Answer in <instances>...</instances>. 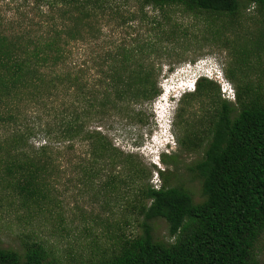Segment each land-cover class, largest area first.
I'll return each instance as SVG.
<instances>
[{"label": "rangeland", "instance_id": "374dc122", "mask_svg": "<svg viewBox=\"0 0 264 264\" xmlns=\"http://www.w3.org/2000/svg\"><path fill=\"white\" fill-rule=\"evenodd\" d=\"M72 1L0 0V35L34 43L51 37L55 30L73 27L78 32L67 45L72 54L66 64L83 72L82 93L86 94L103 91L102 82L112 62L105 59L108 54L134 49L139 51L136 62L153 72L158 95L151 102L124 107L126 111H110L101 121L85 118L87 128L100 129L113 147L134 156L143 179L136 178L121 161L114 168L107 162L93 163L86 141L56 139L49 197L41 207L26 211L14 201L0 203V247L23 254L26 243L38 242L58 264L109 258L125 236L141 234L144 217L134 199L145 186L162 185L164 177L159 171L169 176V186L189 191L195 203L204 200L202 181L192 168L204 156L210 130L207 115L212 108L208 101L182 103L194 91L185 89L191 80L208 75L220 85L223 97L234 103L238 83L229 78L233 71L239 83L250 82L264 93V16L253 5L244 4L231 21L224 16L190 14L174 6L143 7L139 0H75L80 4L90 1L87 19L78 23L65 14ZM78 93L75 88L56 91L42 105L40 122L59 130L66 108L87 112L85 99L80 96L83 100H78ZM161 116L165 120L170 116L168 126L162 125ZM33 121L29 116L28 124ZM187 137L196 144L204 139L201 146L188 149L183 143ZM44 140L47 134L41 131L32 138L35 146ZM165 146L174 149L165 153L173 156L168 164L160 160ZM150 224L157 241L174 242L164 219ZM254 253L264 264V233Z\"/></svg>", "mask_w": 264, "mask_h": 264}, {"label": "trees", "instance_id": "16d2710c", "mask_svg": "<svg viewBox=\"0 0 264 264\" xmlns=\"http://www.w3.org/2000/svg\"><path fill=\"white\" fill-rule=\"evenodd\" d=\"M139 1L143 7L174 6L190 14L224 16L231 21L247 3L264 16V0ZM75 2L65 14L83 23L90 1ZM77 32L64 27L34 43L0 35V203L14 201L26 211L41 207L49 197L56 139L86 141L93 163L107 162L114 168L121 161L136 178L144 177L134 156L113 147L100 129L87 128L85 118L101 121L110 111L151 102L158 95L153 72L136 62L139 51L120 49L105 58L112 62L102 82L103 91L82 93L83 72L66 64L72 54L67 45L76 39ZM229 78L238 83L234 103L223 97L216 80L205 77L195 81L194 91L182 101H208L212 108L207 115L210 130L204 156L192 168L202 181L204 200L195 203L189 191L169 186V176L159 171L164 177L162 185L145 186L134 199L144 217L142 233L134 238L125 236L111 257L83 264H260L254 250L264 233V93L250 82L239 83L233 71ZM60 88L78 90V100L84 98L88 108L82 114L66 108L63 123L56 130L52 124H42L38 116L45 100L53 99ZM33 107L36 110L32 111ZM29 116L33 125L28 124ZM39 131L47 134V140L35 146L32 138ZM183 143L188 149L201 146L188 137ZM172 157L163 154L160 160L168 164ZM84 172L89 173V169ZM156 219L168 223L174 242L155 239L150 222ZM0 264L58 261L41 243L29 242L23 254L0 247Z\"/></svg>", "mask_w": 264, "mask_h": 264}, {"label": "clouds", "instance_id": "9594fccd", "mask_svg": "<svg viewBox=\"0 0 264 264\" xmlns=\"http://www.w3.org/2000/svg\"><path fill=\"white\" fill-rule=\"evenodd\" d=\"M206 72H208V71H204L203 73H206ZM200 77H205V78H209V76L208 75H203V76H200ZM217 78V77H216ZM209 79H211V78H209ZM213 79V78H212ZM197 80V79H196ZM196 80H191L189 83H190V85H188L185 89H187L188 91H193L194 90V85H195V81ZM192 85V86H191ZM185 89H183V90H185ZM222 90H223V86H222ZM224 93H225V91H224ZM171 98H174V96L173 97H171ZM169 101V100H168ZM161 119V118H160ZM161 121V120H160ZM162 122V121H161ZM169 123H170V116H168V120H165V122H162V125H164V126H168L169 125ZM165 144H168V143H165ZM168 151H174V149H173V147H171V146H165V148L161 151V154L163 155V154H165V153H169ZM160 154V155H161ZM169 155V154H168ZM157 164V163H156Z\"/></svg>", "mask_w": 264, "mask_h": 264}, {"label": "built area", "instance_id": "2783aa9c", "mask_svg": "<svg viewBox=\"0 0 264 264\" xmlns=\"http://www.w3.org/2000/svg\"><path fill=\"white\" fill-rule=\"evenodd\" d=\"M225 91H227V89ZM232 95H233V93H232Z\"/></svg>", "mask_w": 264, "mask_h": 264}]
</instances>
